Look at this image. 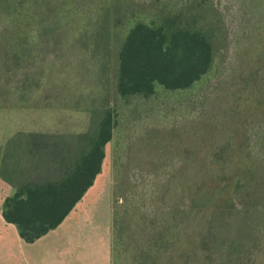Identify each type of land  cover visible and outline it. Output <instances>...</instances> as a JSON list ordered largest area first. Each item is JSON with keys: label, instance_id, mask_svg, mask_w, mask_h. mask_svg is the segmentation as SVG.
<instances>
[{"label": "trees", "instance_id": "16d2710c", "mask_svg": "<svg viewBox=\"0 0 264 264\" xmlns=\"http://www.w3.org/2000/svg\"><path fill=\"white\" fill-rule=\"evenodd\" d=\"M156 1L104 0L94 22L72 27L78 43L102 53L105 78L122 98L186 91L216 67L222 29L212 0H189L175 10ZM49 2L0 0V25L15 38L0 44V72L18 69L16 95L6 99L18 109L30 105L49 68L36 39L61 34L55 20L39 18ZM260 75L250 79L264 87ZM109 91L98 107H88L91 129L64 148L65 157L58 158V138L47 133H17L0 147V175L16 188L2 213L26 242L58 227L101 172L116 124ZM258 125L252 123L250 137L219 139L195 152L191 169L163 170L143 220L141 207L137 219L114 212L112 264H264V115ZM43 150L55 155L54 168L40 158ZM18 161L35 177L18 178Z\"/></svg>", "mask_w": 264, "mask_h": 264}, {"label": "rangeland", "instance_id": "374dc122", "mask_svg": "<svg viewBox=\"0 0 264 264\" xmlns=\"http://www.w3.org/2000/svg\"><path fill=\"white\" fill-rule=\"evenodd\" d=\"M103 1L50 0L40 10L39 18L55 20L61 34L45 40L47 43L36 39L44 46L42 52L46 53L42 56L48 57L49 68L45 69L39 85L34 86L29 106L18 109L6 100L16 95L18 69L10 65L11 68L4 66L0 72V147L18 131L64 135L62 142L56 144L58 158L65 157L64 148L72 147L78 135L91 129L88 107H98L110 90V105L116 113L114 137L105 147L102 170L88 195L98 201L90 205L99 207L104 229L110 214L113 240L114 212L127 211L129 218L137 219L141 207L140 220H143L150 212L147 203L152 193L166 177L163 170L175 171L183 165L191 169L196 163L188 158L197 151H209L212 142L228 137L232 142L250 137L246 133L256 131L251 125L254 122L258 127L264 115V87L250 78L264 74V0H212L216 8L214 18L222 29L215 69L189 90L172 92L159 88L149 97L128 98L119 96L114 83L105 78L102 53L78 43L72 28L94 22ZM135 1L150 5L156 0ZM165 2L172 10L189 4V0L160 3ZM10 33L0 25L1 48L15 39ZM44 64L47 62L41 63ZM255 141L251 138L253 144ZM40 152L45 164L54 168L55 155L50 150ZM21 163L18 161V178L35 177L29 165L19 169ZM45 171L46 168L40 170ZM15 189L0 175V212L4 200ZM4 222L0 218V229H7L8 235L14 237L17 228Z\"/></svg>", "mask_w": 264, "mask_h": 264}, {"label": "crops", "instance_id": "0c3cea01", "mask_svg": "<svg viewBox=\"0 0 264 264\" xmlns=\"http://www.w3.org/2000/svg\"><path fill=\"white\" fill-rule=\"evenodd\" d=\"M30 133L41 132L18 131V135ZM63 136L55 135L60 142ZM97 177L63 222L35 242H26L21 237L16 225L5 220L2 208L0 218L14 225L18 233L11 237L7 229H0V264H112L110 214L105 230L99 207L90 205L98 201L88 195Z\"/></svg>", "mask_w": 264, "mask_h": 264}]
</instances>
